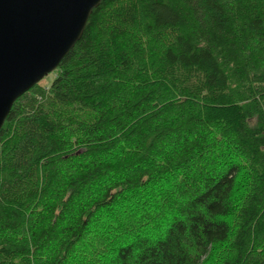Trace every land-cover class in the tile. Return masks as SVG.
I'll return each instance as SVG.
<instances>
[{
  "label": "trees",
  "instance_id": "16d2710c",
  "mask_svg": "<svg viewBox=\"0 0 264 264\" xmlns=\"http://www.w3.org/2000/svg\"><path fill=\"white\" fill-rule=\"evenodd\" d=\"M52 74L0 131V264H264V0H104Z\"/></svg>",
  "mask_w": 264,
  "mask_h": 264
},
{
  "label": "water",
  "instance_id": "95a60500",
  "mask_svg": "<svg viewBox=\"0 0 264 264\" xmlns=\"http://www.w3.org/2000/svg\"><path fill=\"white\" fill-rule=\"evenodd\" d=\"M104 0H0V131L18 99L54 73Z\"/></svg>",
  "mask_w": 264,
  "mask_h": 264
},
{
  "label": "rangeland",
  "instance_id": "374dc122",
  "mask_svg": "<svg viewBox=\"0 0 264 264\" xmlns=\"http://www.w3.org/2000/svg\"><path fill=\"white\" fill-rule=\"evenodd\" d=\"M53 78H54V75L53 74H51V75H49L47 78H45L41 83H40V85L41 86H48V82H52L53 81ZM217 252H218V249H217ZM222 254L224 255L225 254V252H224V249H223V251H222ZM220 258V257H219ZM218 257H216V259H219ZM205 264H215V261L213 260V261H210V262H206Z\"/></svg>",
  "mask_w": 264,
  "mask_h": 264
}]
</instances>
